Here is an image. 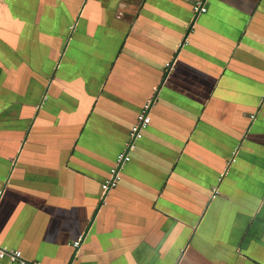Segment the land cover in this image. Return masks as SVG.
Returning a JSON list of instances; mask_svg holds the SVG:
<instances>
[{
  "label": "crops",
  "instance_id": "0c3cea01",
  "mask_svg": "<svg viewBox=\"0 0 264 264\" xmlns=\"http://www.w3.org/2000/svg\"><path fill=\"white\" fill-rule=\"evenodd\" d=\"M195 1L0 0L1 246L28 264H264V0L194 19Z\"/></svg>",
  "mask_w": 264,
  "mask_h": 264
},
{
  "label": "built area",
  "instance_id": "2783aa9c",
  "mask_svg": "<svg viewBox=\"0 0 264 264\" xmlns=\"http://www.w3.org/2000/svg\"><path fill=\"white\" fill-rule=\"evenodd\" d=\"M208 0H196L192 5V12L194 15V19H196L199 15L205 13L207 11V3ZM185 43V42H184ZM182 43V45L184 44ZM167 74L169 73L172 63H167ZM154 103V99H148L142 106V109L138 112L136 116V121L132 125L129 138L126 141L124 148L118 153L114 164L110 169V173L107 179H105L102 184V201H105V195L114 189L120 179H121V170L126 163L131 160V152L136 148L138 141L143 137L144 130L148 127L151 122V108ZM217 188L214 189L212 196L215 197L217 194ZM83 236L79 237L77 240L73 242V245L76 251L80 248L82 243ZM75 256H77L75 254ZM7 257L10 261L19 262L20 264H28L24 259L22 252L16 248H8L6 246L0 245V258ZM38 264V263H33Z\"/></svg>",
  "mask_w": 264,
  "mask_h": 264
}]
</instances>
